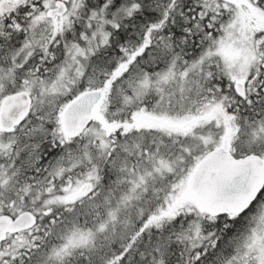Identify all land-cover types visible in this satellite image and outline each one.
Segmentation results:
<instances>
[{
	"label": "snow or ice",
	"instance_id": "snow-or-ice-1",
	"mask_svg": "<svg viewBox=\"0 0 264 264\" xmlns=\"http://www.w3.org/2000/svg\"><path fill=\"white\" fill-rule=\"evenodd\" d=\"M0 264H264V0H0Z\"/></svg>",
	"mask_w": 264,
	"mask_h": 264
}]
</instances>
